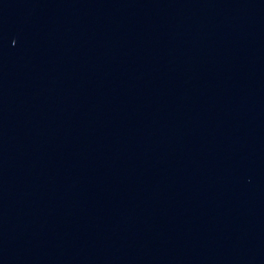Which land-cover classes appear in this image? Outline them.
Returning a JSON list of instances; mask_svg holds the SVG:
<instances>
[{"label": "water", "instance_id": "water-1", "mask_svg": "<svg viewBox=\"0 0 264 264\" xmlns=\"http://www.w3.org/2000/svg\"><path fill=\"white\" fill-rule=\"evenodd\" d=\"M0 264H264V0H0Z\"/></svg>", "mask_w": 264, "mask_h": 264}]
</instances>
